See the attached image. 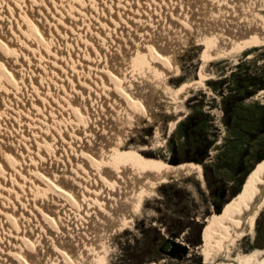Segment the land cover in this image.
<instances>
[{
	"label": "bare ground",
	"instance_id": "bare-ground-1",
	"mask_svg": "<svg viewBox=\"0 0 264 264\" xmlns=\"http://www.w3.org/2000/svg\"><path fill=\"white\" fill-rule=\"evenodd\" d=\"M61 1L62 0H0V229L3 228L1 227L2 224L8 225L9 221L21 223L23 222L21 220L23 215L29 216L30 214L32 217L34 216V220H43V224L46 226H48L47 224L52 227L56 226L57 223H59V219L57 220L55 214L57 211L54 210L55 212H53L51 208L45 206L46 204L41 202L42 200H40L41 203L36 202L37 199L36 201L33 200L30 206H25L26 202H28L31 197L30 195L35 196L39 193V195L42 196L40 193H45V197H43L48 203H67L72 208H76L75 210H77V212L79 210L81 212L83 208L88 209L85 211L87 219L84 218L83 220H88L90 218V221H92L93 219L94 226H96L98 233L96 232V235H89L92 231L94 232V230L89 232L88 230L90 227L86 228V226H83V232L78 237L81 243H84V251L79 247V249L76 248V250L70 252V249L67 247L68 245L64 243H55L52 249L53 252L47 251L46 257L43 258L45 261L42 262L38 260L39 258H34L33 255L24 248V244L31 245L35 243L34 245H36L37 238L35 236V230L30 232L23 228V231L21 230L18 235L15 234L16 240L12 239L11 245L6 246V248L5 246L3 248L0 247L3 249L2 251L0 250V254L3 253L4 255V258H2L9 264H102L104 257L103 254H101L100 244L105 237H108V235L105 236L106 226H116V223L119 225L126 223L130 224L133 215L140 207L144 197L151 196L152 191H154L153 188L157 187L156 185L163 182L170 183L176 179L182 178H191L196 181L200 187H203L205 182L203 180L202 171L197 165L163 167L153 162L143 161L138 158V155L135 153H119L122 150L117 148L114 143L115 136L117 138L119 132L112 128L114 125L113 120L115 123L117 120L123 122V116L131 117V119L128 120L132 121L134 119L139 120L141 117L148 120L150 118L151 109V103L147 95L141 96L134 91L133 82L130 81L132 87L129 84H125V78L128 77L126 73L129 72L125 73L120 71L121 64L118 70L116 69L119 64L113 68L105 64L104 66L101 64L103 67L100 66L99 70L96 66L93 68L96 71L98 70V76L100 78L99 87L105 91L106 103L109 108V110H106L107 118H103L107 120H103L100 124L102 126H99L97 129L101 130L102 133L107 132V140L104 141L100 137L102 140L101 142L98 140L100 145L95 151L93 149L91 150L89 143H87L84 147L85 149L81 150L82 148L80 147L81 149H76L74 154H72L70 150L65 151L66 148L64 149L66 154L63 152L64 157L68 158L67 162L70 163L69 165L73 170L77 171V173H83L87 178L83 177L84 182H77V180L74 179L67 180L66 177L68 175L66 174V170L60 169L58 173H55L56 170L54 171L52 168L53 165L47 168V164L45 163L46 160H44L46 153L44 149L45 146H47V148L51 145L59 146V149L60 147H69L73 150V148L78 146V144L74 145L73 142L76 143L75 141L78 142L81 138L85 139L89 133H87L88 127H86V130H81L83 135H80V131L77 132L75 130L76 128H73L76 118H80L81 120L86 119L85 121L87 122L88 120L89 123V119L87 118L89 115L88 106L81 103V105L77 104L73 96L78 95L75 91H72L71 88L67 89L60 85L58 86L60 87L58 91L61 90V92L54 91L55 85L64 81L63 79L57 78V76L60 75L55 73L53 69L47 68V65H49L48 67H52L53 64H61L63 68H66L65 70L70 71L72 68H70L71 65L68 64H75L76 57L74 58L69 55L70 53L68 55L62 53L64 55L63 57L62 54L58 53V49L61 47L59 44L52 45L53 47L51 48V46H47L46 43L54 33L56 37L61 33L63 34V32L70 37V33H74L77 36L78 30H80L78 28L80 25L74 22V20H77V15L92 17L96 14L91 11L92 8L90 10L87 9L86 3H89V0H75L73 3L66 2V0H64V2ZM201 1H205L203 6L206 9L205 12L203 11L202 17L198 18V14H200L198 11L194 12L197 17H192V14L194 15L193 12L192 14L189 12V14L187 12L182 13L180 12V10L182 11L180 8V10H178L179 12L174 14L175 9H172L170 10L171 13H169L171 14L170 18L172 23L171 21V25L169 22L167 23L172 29L171 33H177L176 36L180 38V41H188L187 43H189L190 41L197 40V43H201L203 46V53L201 54L204 55L205 59L203 58L204 60L199 67V74L204 79H209L213 76L204 69L207 62L216 60V58H220L223 55L225 57L232 50H240L246 45L264 42V0ZM119 4H121V2ZM27 5L28 7L30 6L29 9H27ZM209 5H211L210 8ZM82 6L85 8L83 11L78 9L79 7L82 8ZM93 6L95 5H92V7ZM198 8L200 7L198 6ZM45 9L47 13H44ZM207 10L209 11V17L208 15L205 17ZM115 11L117 12V10ZM118 14H121V11L120 13L118 12ZM64 17L67 19V22H63L66 29L62 30L61 28L60 30L63 32H60L57 28L58 23L55 24L54 20L56 21L58 19V22H60L59 19ZM103 18H105V16ZM125 22L126 21L123 23ZM63 24H61V27ZM47 27L49 29L53 28L54 33L50 30L46 32ZM57 31L58 34L56 33ZM64 36L65 35H63V38ZM84 37L81 38L83 42L88 45L90 42L87 38L84 39ZM171 39L175 40L172 36L169 38V41ZM170 43H157V41L154 42V40L153 42L148 40L143 44L135 43L136 46L128 48L130 52L125 54L122 59L124 62L126 61L135 65L139 64V66L142 65V67L148 69L146 71L158 78V82L162 79L167 80L171 72L175 70L174 54L176 50H174V47H171ZM66 44L68 47L67 49L64 47V49L70 51L68 49H72L71 47L69 48V46L72 45L71 41ZM91 44L92 43L89 44V47L91 46L90 50L96 47ZM73 48L76 49V47ZM131 49H133V51ZM87 53L86 51L84 53L83 51L80 52L81 56L79 55V58L77 57L78 59H76L79 61L77 67L81 68L80 60H85L88 57L91 62L92 58L90 59L91 56H88L89 53ZM11 54L14 56L12 57ZM42 60L44 63L41 62ZM33 65L35 67L31 69ZM36 69L40 72L33 73ZM142 69L143 68L140 67L138 70L141 71ZM72 70L70 74H75L76 72ZM80 72L81 71L77 70V76L81 74ZM82 77L84 76L81 75V78ZM71 79L70 81H72ZM67 82L68 81L65 83ZM111 86H113L115 93L112 92ZM195 86L203 87V83L196 81L186 86L174 87V89H172L173 91H171V87L167 82V84L165 83V86H163V93L171 102L177 103L178 100H185L190 88H195ZM84 87L86 89L88 88L83 84L81 88L84 90ZM38 91H42L41 95H37ZM23 92L24 94H22ZM83 92L85 93L86 91L81 92L82 94L79 96L81 99L83 97ZM73 93L74 95H71ZM181 94L184 95L181 96ZM28 95L30 98H27ZM164 97L165 96L159 97L161 98L160 101H163ZM166 103L167 105L165 108L167 110H164V113L172 112L177 114L178 108L175 107L176 105L171 106L168 102ZM116 106L120 107L122 110L117 113V115L113 116L115 114L113 111L115 112L118 109ZM91 111L93 110L91 109ZM180 119H182V116L179 114L178 116L176 115L170 123V131ZM60 122L64 123L62 129L60 127L55 128L54 125L58 123L55 126H59ZM96 122H92V127L97 128L98 124ZM104 122H106V124ZM138 122H140V120ZM86 126L88 125L86 124ZM106 127L108 128L106 129ZM72 132H74L73 137L71 136ZM85 141H87V139ZM85 141H83V144H85ZM88 142L90 141L88 140ZM144 148H146V146H141L134 151L138 152L140 149L144 150ZM57 149L58 147H56L55 150ZM48 151L50 152V148ZM56 153L57 151L54 152L51 157L57 155ZM56 157L59 159L62 158L61 155ZM43 164H45L44 167L47 169L46 172L44 171L45 168H43ZM68 172L70 171L68 170ZM81 173H79V175ZM8 177H10V181L7 180ZM94 177L95 179H93ZM245 180H247V178ZM244 184L245 181L243 186ZM108 205L112 207L107 208ZM263 205L264 162L259 164L250 174L244 187L243 197L236 201L223 216L218 217L215 214L206 216L205 220L207 222L206 230L208 236L206 242L201 245L202 254L205 257V264H264V247L248 251L250 246H244L242 243H239L245 235L253 232L255 219ZM61 207L63 208V206ZM91 207L93 208L92 210H90ZM116 207L120 212L123 208H126V211H122L123 213L121 212L118 214V210L114 211L112 209ZM84 222L86 223V221ZM106 230L109 232V229ZM80 241H78L79 246ZM31 247L33 248L34 246ZM32 248L31 250H33Z\"/></svg>",
	"mask_w": 264,
	"mask_h": 264
},
{
	"label": "rangeland",
	"instance_id": "rangeland-1",
	"mask_svg": "<svg viewBox=\"0 0 264 264\" xmlns=\"http://www.w3.org/2000/svg\"><path fill=\"white\" fill-rule=\"evenodd\" d=\"M74 1L75 0H66V2L71 3ZM89 1V3H86V7L88 10L92 8L93 10L91 9V11L96 15L92 17H83V15H79L77 13L78 18L76 17L77 20H74V22L80 25V27H78L80 29L78 30V37L74 33H70V37L62 31L66 29L63 24V22H67L66 17L59 19L60 22H58V19L56 21L54 20L55 24L58 23L57 28L60 32H63V34L61 33L56 37L53 28H46V32L50 30L54 33V35H52L49 38L50 40L46 43L47 46H51L52 48V45L55 44H59L61 47L63 45V49L59 47L60 49H58V53H63L65 55L70 53L69 55L74 58L76 57V59L79 58V55L81 56L80 52L83 51L84 53L86 51L89 53H87L88 56H91L90 59L92 58L91 62L89 57L85 60H80L81 68L77 67L79 65V61L76 59V63L73 62L75 64H68L71 65L70 68L73 69L71 70L76 72L75 74H70L71 70H65L66 68H63L61 64H53L52 67H48L49 65H47V68L53 69L55 73L60 75H56L57 78L63 79L64 81L55 85V89L53 90L58 91V89H60L58 86L60 85L67 89L71 88L72 91H75L78 95L75 96L74 93L71 94L74 95L73 98L77 101V104L87 105L88 114H91L87 117L89 119V123L88 120L87 122L85 121V118H82L85 120H81L80 118L75 117V126L73 128H76L75 130L77 132L80 131V135H83L81 130H86V127H88L87 133L89 132L85 139L81 138L78 142H73L74 145L78 144L76 148H73L72 150L69 147H60V150L59 146L54 145H51L53 148L51 146L48 148L47 146L44 147L46 150V153L44 152V160H46L45 163L47 164V168H50L49 166L53 165L52 168L54 171L56 170L55 173H58V170L60 169L66 170V174L68 175H66L67 180L74 179L77 180V182H84V178H87L83 173H77V171L73 170V168L69 165L70 163L67 162L68 158L64 157V154H66L65 151L68 150H70L72 154L75 153L76 149L80 150L82 148L81 150H83L85 149L84 147L87 143H89L90 149L95 151L100 145L99 141L101 142L102 139L104 141L107 140V132L102 133L101 130H97L99 126H102L100 124L103 120H107L106 110H109L106 103L107 99L105 98V91L99 87L100 78L98 76V70L100 69V66L103 67L104 64L111 66L112 68L119 64L116 69L118 70L121 64L120 71L125 73L129 72L126 73L128 77L125 78V84L131 85V81L134 85V91L141 96L147 95V98L151 103V109L150 118L148 120L141 117L139 119L140 122H138L139 120L137 119L132 121L128 120L131 119V117L126 116H123L124 118L122 117L123 122L117 120L115 123L113 120V124L115 126L113 125L112 128L119 132V136L117 138L115 136L114 142L117 148L122 150L119 153H135L138 155V158L143 161L153 162L163 167L197 165L202 171L203 180L205 182L203 187H200L193 179L182 178L176 179L170 183L163 182L156 185L157 187L153 188L154 191H152V195L144 197L140 207L133 215L132 222H130L131 226L129 223L121 225L116 223L117 225L114 224L116 226H106V229H109V232L105 229V236L108 235V237H105L102 241L103 243L101 242L100 244L101 254H103L104 257L102 264H205V257L202 254L201 245L206 242L208 236L206 230V216L210 214L217 215V213H219L217 212V208H220V214H225L237 198L243 197L244 187L247 181L244 180L245 184L244 186H241L243 179L245 177L248 178L251 171L257 167V164L259 163L258 161L264 157V42L246 45L240 50H232L225 57L223 55L220 58H216V60L207 62L204 69L213 77L204 79L199 74V67L205 59L204 55L201 54L203 53V46L201 43H197V40H193V43L190 41V44L187 43L188 41H180V38L176 36L177 33H171L172 29L168 25H171L172 23L170 18L171 14H169L172 9H175L174 14L179 12L178 10H180V8L182 9V11L180 10L182 13L189 12L192 14V12L194 13L195 11H198L200 12V14H198V18L202 17V13L206 11L203 6L205 1ZM61 2H64V0ZM116 2L118 4L121 2V4L118 5ZM92 5L95 6L92 7ZM197 5L201 9L198 8ZM26 7L27 9L30 8L28 5ZM210 7L211 5H209V8ZM78 9L83 11L85 8L82 6V8L79 7ZM115 10H117V12ZM119 10L121 11V14H118V12L120 13ZM45 12L47 13L46 9L44 13ZM208 13L209 11L207 10L205 17L207 15L209 17ZM194 15L192 14V17H197L195 13ZM104 16L105 18H103ZM124 21L126 22L123 23ZM167 22H169V24ZM61 24H63L62 27ZM61 28L62 30H60ZM56 33L58 34V31ZM63 35H65L64 38ZM171 36L175 40L171 39L172 41H169ZM81 37H84V39L87 38L89 42L92 43L91 45L96 47L92 46L93 49L90 50V43L86 45ZM148 40H151L152 42L154 40V42L157 41V43L171 42V47H174V50H176L174 54L175 70L171 72L167 80L162 79L163 81L161 80L158 82V78L146 71L148 69L142 67V65L139 66V64L135 65L126 61L124 62L122 59L125 54L130 52L128 48L136 46L135 43L143 44ZM70 41L72 45H70L69 48L71 47L72 49H68L70 51H67L64 47L67 49L68 45L66 43ZM73 47H76V49ZM131 50L133 51V49ZM63 54L62 56L64 57ZM11 55L12 57L14 56L13 54ZM41 62L44 63L43 60ZM128 65H130L131 68ZM95 66L98 67L97 71L93 69ZM33 67L35 66L33 65L31 69ZM140 67L143 68L141 71L138 70ZM77 70L81 71V74L78 76ZM34 72L40 71H37L36 69L33 73ZM81 75L84 77L81 78ZM70 79L72 81H70ZM66 81L68 82L65 83ZM196 81L203 83V87L195 86V88H190V91H188V94L186 95L187 98L185 100H178L177 103L171 102L163 93V86H165V83L167 84V82L171 87V91H173L172 89H174V87L186 86ZM83 84L88 88L86 89L84 87L85 89L83 90L81 88L83 87ZM111 89L112 92L115 91L113 86H111ZM82 91H86L87 93L83 92L84 98L82 97L81 99L79 96L82 94ZM58 92H61V90ZM41 93L42 91H38L37 95H41ZM22 94H24V92ZM161 95L165 96L163 101H160L161 98L159 97H162ZM182 95L184 94H181V96ZM27 98H30V96L28 95ZM166 102H168L171 106L176 105L175 107L178 108L177 114L172 112L164 113V110H167L165 108L167 105ZM99 107L102 108L100 109ZM116 108H118V111H113V113H115L113 116L117 115V113L122 110L120 107L116 106ZM91 109L93 111H91ZM178 114L182 116V119H180L175 124V127L170 131V123L176 115L178 116ZM104 117L106 118L103 119ZM92 122H96L98 124L97 128L92 127ZM61 123L63 122H60L59 126H55L57 124L54 123V127H60L62 129V125L64 126V123ZM104 123L106 124V122ZM86 124L88 126H86ZM107 128L108 127H106V129ZM73 134L74 132H72V137ZM100 137L102 139H100ZM86 139L87 141H85ZM88 140L90 142H88ZM83 141H85V144H83ZM141 146H146V148H144V150L140 149L138 152L134 151L135 149H139ZM56 147H58L57 150H55ZM49 148L50 152L48 151ZM65 148L66 150L64 151ZM56 151L57 155L51 157ZM59 155L62 156L61 159L56 157ZM44 165L45 164H43V168H45L44 171L46 172L47 169ZM68 170L70 172H68ZM79 173L82 175H79ZM93 179H95V177ZM7 180L10 181V177H8ZM240 188L241 193L238 196L233 197ZM40 194H42V196L39 195V193L35 196L30 195L31 200L29 199L25 206H30L32 201H36V199V202L38 203H45V206L51 208L53 212L57 211L55 214L57 220L59 219V223L53 227L49 224L46 226L43 224V220H34L35 218H33L34 216L32 217L31 214L29 215L30 217L23 215L21 220L24 223H14L15 221H9L11 224L10 225L8 223L9 226L2 224L1 227L4 229H0V240L2 239L0 241V247L3 248L5 246L6 248V246L11 245L10 243L12 242V239L16 240V235H18V233H20V231L24 228L30 232L35 230L34 232L37 238L36 245H34L35 243L31 245L24 244V248L32 254L34 258H39V261H45L43 258L46 257L45 255L48 253L47 251H51V253L53 252L52 249L55 243H64L68 245L67 247L70 249V252H73L76 248L79 249V247H81V250L84 251V243H81L78 237L83 232L82 227H90L88 230L89 232L94 230V232L92 231L93 233L91 232L89 235H96L95 233L98 231L96 226H94L93 219L92 221H90V218L88 220H83L84 218L87 219L85 211L88 209L83 208V210H81V212L79 210L78 213L77 210H75L76 208H72L67 203H48L44 198L45 193ZM40 200L42 201L40 202ZM61 206H63V208ZM92 207L90 210L93 209ZM111 207L108 205L107 208ZM60 208L65 210H61ZM112 209L114 211L118 210L117 207ZM122 211L125 212L126 208H123ZM121 212L119 210L117 211L118 214ZM84 221H86V223ZM253 232L245 235L243 239L239 241V243H242L244 246H250L248 251L264 247V205L255 219ZM170 239H174L177 242L188 246V253L184 255L182 259L171 258L160 250V246H164L166 249L169 248L168 241ZM78 241H80V246ZM31 246L34 247L32 248ZM2 248H0L1 251L3 250ZM31 248L33 250H31ZM3 256V253H1L0 264H9L5 261V259H3Z\"/></svg>",
	"mask_w": 264,
	"mask_h": 264
},
{
	"label": "trees",
	"instance_id": "trees-1",
	"mask_svg": "<svg viewBox=\"0 0 264 264\" xmlns=\"http://www.w3.org/2000/svg\"><path fill=\"white\" fill-rule=\"evenodd\" d=\"M261 161V162H260ZM259 162V163H258ZM257 163V166L259 165V164H261V163H263L264 162V157H262L259 161H258ZM177 167V166H176ZM254 171V169L251 171V173ZM250 173V174H251ZM250 176V175H249ZM249 176H248V178H249ZM248 178H247V180H248ZM246 179V177L243 179V181H242V183H241V186L243 185V183H244V180ZM247 182V181H246ZM246 185V184H245ZM241 193V188L238 190V192L233 196V197H236V196H238L239 194ZM241 198V197H240ZM240 198H237L234 202H233V204L236 202V201H238ZM233 204H231V205H233ZM230 205V206H231ZM229 206V207H230ZM228 207V208H229ZM217 212H219V213H217V216L218 217H221V216H223L224 214H220V208H217ZM202 240V239H201ZM168 244H169V248H164V246H160V250L164 253V254H166V255H168V256H170L171 258H175V259H182L183 257H184V255H186L187 253H188V246L187 245H185V244H182V243H179V242H177L176 240H174V239H170L169 241H168Z\"/></svg>",
	"mask_w": 264,
	"mask_h": 264
}]
</instances>
